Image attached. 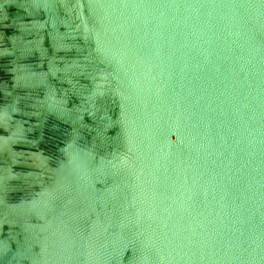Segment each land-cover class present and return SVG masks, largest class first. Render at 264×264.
Instances as JSON below:
<instances>
[{"label":"water","instance_id":"95a60500","mask_svg":"<svg viewBox=\"0 0 264 264\" xmlns=\"http://www.w3.org/2000/svg\"><path fill=\"white\" fill-rule=\"evenodd\" d=\"M0 264H264V0H0Z\"/></svg>","mask_w":264,"mask_h":264}]
</instances>
